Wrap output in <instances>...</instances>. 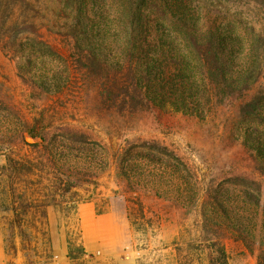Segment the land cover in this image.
Returning a JSON list of instances; mask_svg holds the SVG:
<instances>
[{"label":"rangeland","instance_id":"1","mask_svg":"<svg viewBox=\"0 0 264 264\" xmlns=\"http://www.w3.org/2000/svg\"><path fill=\"white\" fill-rule=\"evenodd\" d=\"M41 34L54 51L45 60L48 72L66 63L69 77L62 92L46 97L32 86L36 75L18 76L13 51L0 40V264H207L196 241L205 185L217 190L227 182L232 189L237 171H253L222 113L198 121L119 106L94 112L75 82L70 43ZM30 61H21L30 73L45 64ZM36 119L50 131L46 150L20 136ZM87 202L109 211L115 228L99 226L94 234L76 210ZM262 213L257 209V224ZM224 243L226 264H256L241 242Z\"/></svg>","mask_w":264,"mask_h":264},{"label":"trees","instance_id":"2","mask_svg":"<svg viewBox=\"0 0 264 264\" xmlns=\"http://www.w3.org/2000/svg\"><path fill=\"white\" fill-rule=\"evenodd\" d=\"M41 29L70 43L75 82L94 112L119 106L198 121L222 113L253 171H237L232 189L205 185L196 241L207 264H226V238L264 264V0H0V40L12 49L18 76L36 75L32 86L46 97L62 92L69 77L66 63L48 72L54 51ZM32 57L45 62L38 74L21 64ZM49 133L38 119L20 129L24 143L43 150ZM25 134L41 142L27 143Z\"/></svg>","mask_w":264,"mask_h":264},{"label":"crops","instance_id":"3","mask_svg":"<svg viewBox=\"0 0 264 264\" xmlns=\"http://www.w3.org/2000/svg\"><path fill=\"white\" fill-rule=\"evenodd\" d=\"M77 214L81 220L94 225L92 232L94 234L101 231L99 226H105L108 230H113L115 228V222L112 214L105 210L98 212L95 210V205L93 202L83 203L77 206Z\"/></svg>","mask_w":264,"mask_h":264}]
</instances>
